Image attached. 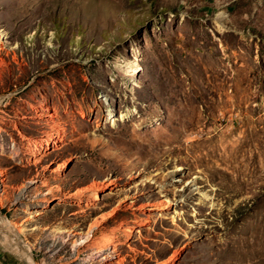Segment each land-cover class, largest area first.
<instances>
[{
	"label": "rangeland",
	"instance_id": "rangeland-1",
	"mask_svg": "<svg viewBox=\"0 0 264 264\" xmlns=\"http://www.w3.org/2000/svg\"><path fill=\"white\" fill-rule=\"evenodd\" d=\"M0 264H264V0H0Z\"/></svg>",
	"mask_w": 264,
	"mask_h": 264
},
{
	"label": "bare ground",
	"instance_id": "bare-ground-1",
	"mask_svg": "<svg viewBox=\"0 0 264 264\" xmlns=\"http://www.w3.org/2000/svg\"><path fill=\"white\" fill-rule=\"evenodd\" d=\"M1 43H2L3 46H8V43L5 41V39H2V42H1ZM27 140H28V139H27ZM31 143H32V144H39L37 141H32V140H31ZM37 146H38V145H37Z\"/></svg>",
	"mask_w": 264,
	"mask_h": 264
}]
</instances>
